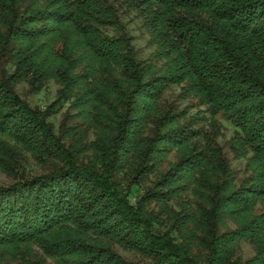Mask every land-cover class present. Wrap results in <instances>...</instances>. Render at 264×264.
Returning a JSON list of instances; mask_svg holds the SVG:
<instances>
[{
  "label": "trees",
  "instance_id": "trees-1",
  "mask_svg": "<svg viewBox=\"0 0 264 264\" xmlns=\"http://www.w3.org/2000/svg\"><path fill=\"white\" fill-rule=\"evenodd\" d=\"M127 3L151 59L111 0H0V264H264V0ZM51 80L45 108L17 91ZM174 85L209 117L164 101ZM27 154L41 173L20 174Z\"/></svg>",
  "mask_w": 264,
  "mask_h": 264
},
{
  "label": "rangeland",
  "instance_id": "rangeland-1",
  "mask_svg": "<svg viewBox=\"0 0 264 264\" xmlns=\"http://www.w3.org/2000/svg\"><path fill=\"white\" fill-rule=\"evenodd\" d=\"M116 6L120 17L125 24L127 31L133 37V42L137 49L138 57L140 59H151L155 46L150 41V35L147 30V25L144 17L135 9L130 8L127 0H111ZM160 64V63H159ZM59 85L53 80L48 82L45 87L38 93H30L28 90L27 83H21L17 86V91L19 94L26 99L33 107L45 108L48 106L56 97ZM164 101L176 103L180 109L187 112L189 117L193 115H199L201 118L203 115L209 117V113L206 111V106L197 103L196 100L187 98L183 96L181 86L174 85L164 95ZM68 107V104H66ZM65 109L59 114H54L50 116L49 120L55 125L56 129L63 117ZM222 131L221 135L218 136L217 140L222 146L225 155L228 157L232 168L235 171L236 177L241 178L245 175V165L246 160L244 158H236L231 150V140L235 135L236 128L226 120H222ZM202 125H207L206 120L201 121ZM170 161L175 160V153L169 156ZM42 172V168L36 163V161L27 154L26 160L23 162L20 168L21 175H33ZM13 180L11 177L6 175L2 170H0V184L7 185ZM142 186H135L132 189L130 198L135 202L137 195L142 191ZM118 252L125 258L131 261H140L142 257L140 254L124 249L119 244H115ZM38 252L39 249L36 248ZM239 253L244 259H249L254 256L255 252L252 245L246 241H241V247ZM12 264H20L19 262H13ZM46 264H54L53 260L47 259Z\"/></svg>",
  "mask_w": 264,
  "mask_h": 264
}]
</instances>
